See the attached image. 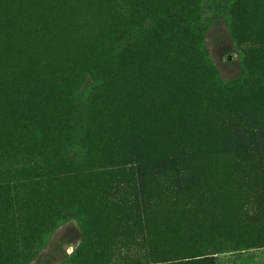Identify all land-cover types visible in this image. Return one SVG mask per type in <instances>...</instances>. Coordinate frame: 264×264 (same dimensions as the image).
I'll list each match as a JSON object with an SVG mask.
<instances>
[{
	"label": "trees",
	"instance_id": "1",
	"mask_svg": "<svg viewBox=\"0 0 264 264\" xmlns=\"http://www.w3.org/2000/svg\"><path fill=\"white\" fill-rule=\"evenodd\" d=\"M205 1L0 0V264L73 219L62 264L264 247V122L247 118L264 100V0H231L257 49L249 82L208 57Z\"/></svg>",
	"mask_w": 264,
	"mask_h": 264
},
{
	"label": "rangeland",
	"instance_id": "2",
	"mask_svg": "<svg viewBox=\"0 0 264 264\" xmlns=\"http://www.w3.org/2000/svg\"><path fill=\"white\" fill-rule=\"evenodd\" d=\"M237 17L236 10L231 7V0H206L202 3L201 31L207 55L216 66L221 79L249 82L253 78L252 69L256 68L252 63L253 49H257L250 39L240 35L238 30H233V22ZM258 80L256 78L254 84ZM260 84L264 86V82ZM250 86L251 83L246 84V95L255 104L256 97L251 96ZM261 103L258 109L247 114L248 119H261L264 122V100ZM70 156L76 160L82 156V148L78 143L70 148ZM81 239L82 232L78 222L70 220L58 227L40 253L26 264H62L80 244ZM216 264H264V247L245 252L222 253L218 255Z\"/></svg>",
	"mask_w": 264,
	"mask_h": 264
},
{
	"label": "water",
	"instance_id": "3",
	"mask_svg": "<svg viewBox=\"0 0 264 264\" xmlns=\"http://www.w3.org/2000/svg\"><path fill=\"white\" fill-rule=\"evenodd\" d=\"M229 59H231V55H229ZM68 246H66V248H67Z\"/></svg>",
	"mask_w": 264,
	"mask_h": 264
}]
</instances>
